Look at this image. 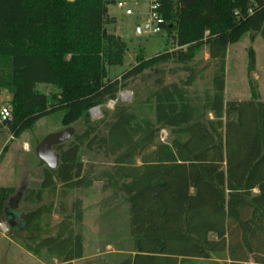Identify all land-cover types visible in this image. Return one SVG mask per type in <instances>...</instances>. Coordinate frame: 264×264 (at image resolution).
Returning <instances> with one entry per match:
<instances>
[{
    "label": "trees",
    "instance_id": "1",
    "mask_svg": "<svg viewBox=\"0 0 264 264\" xmlns=\"http://www.w3.org/2000/svg\"><path fill=\"white\" fill-rule=\"evenodd\" d=\"M158 1L173 50L138 57L119 80L110 70L124 65L128 45L109 30L118 23L109 11L113 0H0V88L12 96L13 137L57 113L64 128L84 121L81 134L55 147L59 167L42 162L39 190L23 196L38 208L11 214L16 191L0 187V221L10 222L12 239L38 260L72 264L84 257L76 231L82 201L68 209L55 199L93 186L80 161L85 147L109 160L98 181L129 205L133 248L120 264H190L225 253L228 264H264V102L252 80L250 100H224L227 51L248 34L264 40V0ZM204 48L217 70L212 92L195 104L189 89L209 67L195 66ZM169 63L177 67L168 71ZM254 68L250 49L249 75ZM148 69L155 123L125 106L109 121L91 120V110L115 101L126 81ZM179 73L185 77L166 82ZM163 129L170 143L158 141ZM53 214L60 217L55 225L47 221Z\"/></svg>",
    "mask_w": 264,
    "mask_h": 264
},
{
    "label": "rangeland",
    "instance_id": "2",
    "mask_svg": "<svg viewBox=\"0 0 264 264\" xmlns=\"http://www.w3.org/2000/svg\"><path fill=\"white\" fill-rule=\"evenodd\" d=\"M118 0H116L117 2ZM133 9L132 15H126L125 10L111 5L109 11L117 18V27L109 26V30H116L128 45L125 63L120 68L110 70L111 78L121 79V75L134 67L138 57L150 59L159 53L172 51L173 45L164 31L161 35L150 36L139 33L138 29L148 22L151 16L150 0H121ZM255 54V68L249 75V50ZM209 67L202 72L195 84L189 89L190 98L197 103L205 92H212V81L216 73V63L209 60L208 50L204 48L195 58L198 70ZM169 71L177 67L173 63L166 66ZM185 77L184 73L167 75L166 82L173 83ZM250 80L255 83L261 101L264 102V40L253 34L246 35L241 42L230 46L226 54V80L224 100L247 101L251 99ZM124 88L117 95L115 101H107L98 109L90 111L92 121L102 119L109 121L118 106L127 107L131 113L141 119L155 123L154 74L151 69L142 75L126 81ZM45 94L53 91L49 87L39 86ZM4 99L11 101V94L3 89ZM126 94L127 97H123ZM62 113H57L40 120L31 131L14 138L10 127L0 123V187L15 189L13 197L17 199L8 204V211L16 215L25 214L38 208L40 204L24 202L22 194L28 190H39L43 180L42 162L37 157L36 148L47 136L64 129ZM205 119H214L213 114L207 113ZM76 134L84 130V121L73 125ZM173 136L170 130L163 129L158 141L170 143ZM6 148V152L4 149ZM58 152V151H56ZM80 161L84 173L94 184L89 189L73 190L66 199H55L56 207L63 202L69 209L76 200L82 201L84 211L83 222L76 225V231L83 237L84 257L72 264H120L132 253V239L129 234V205L121 194L104 190L98 181L100 174L110 167L109 160L102 153L91 152L82 147ZM138 163L139 160H138ZM50 200L45 199L44 203ZM10 216V215H9ZM11 218V217H10ZM52 225L60 221V217L53 214L47 219ZM11 226L8 221H0V264H46L45 260H38L26 251L11 237ZM49 264H58L50 260ZM227 254L212 256L209 260H193L190 264H228Z\"/></svg>",
    "mask_w": 264,
    "mask_h": 264
},
{
    "label": "water",
    "instance_id": "3",
    "mask_svg": "<svg viewBox=\"0 0 264 264\" xmlns=\"http://www.w3.org/2000/svg\"><path fill=\"white\" fill-rule=\"evenodd\" d=\"M99 107L95 108L98 109ZM12 119L4 123L5 126H11ZM75 135V129L73 126L64 128L62 131L47 135L37 146L36 154L41 162L51 170H56L60 164V155L55 151V147L69 142ZM27 192L24 191L22 196ZM23 198V197H22ZM17 199V197H11L8 202Z\"/></svg>",
    "mask_w": 264,
    "mask_h": 264
},
{
    "label": "built area",
    "instance_id": "4",
    "mask_svg": "<svg viewBox=\"0 0 264 264\" xmlns=\"http://www.w3.org/2000/svg\"><path fill=\"white\" fill-rule=\"evenodd\" d=\"M150 5H151V16L148 22H146L142 27H140V33L150 36H158L164 32L162 28L164 21L157 13V9L159 8V1L150 0ZM116 7L118 9H122V10L124 9L126 15L133 14V9L128 7L123 2H118L116 4ZM3 95H4L3 89L0 88V123L1 124H4L8 120L12 119V109L10 106L11 101L9 99H4Z\"/></svg>",
    "mask_w": 264,
    "mask_h": 264
},
{
    "label": "crops",
    "instance_id": "5",
    "mask_svg": "<svg viewBox=\"0 0 264 264\" xmlns=\"http://www.w3.org/2000/svg\"><path fill=\"white\" fill-rule=\"evenodd\" d=\"M113 1L115 2V4H117L118 2H122L121 0H118L117 2H116V0H113ZM133 2H135V4H136L137 1L136 0H133ZM116 27H117V25H116ZM138 32L140 33V28L138 29ZM115 33H116V30H115ZM7 188H10V187H7ZM77 261H79V260H77Z\"/></svg>",
    "mask_w": 264,
    "mask_h": 264
},
{
    "label": "bare ground",
    "instance_id": "6",
    "mask_svg": "<svg viewBox=\"0 0 264 264\" xmlns=\"http://www.w3.org/2000/svg\"><path fill=\"white\" fill-rule=\"evenodd\" d=\"M123 97L125 98V97H127V95H126V94H124V95H123Z\"/></svg>",
    "mask_w": 264,
    "mask_h": 264
}]
</instances>
